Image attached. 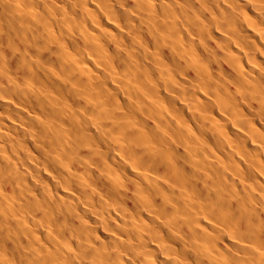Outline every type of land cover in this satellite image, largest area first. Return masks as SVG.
Listing matches in <instances>:
<instances>
[{"label": "bare ground", "instance_id": "6f19581e", "mask_svg": "<svg viewBox=\"0 0 264 264\" xmlns=\"http://www.w3.org/2000/svg\"><path fill=\"white\" fill-rule=\"evenodd\" d=\"M0 264H264V0H0Z\"/></svg>", "mask_w": 264, "mask_h": 264}]
</instances>
